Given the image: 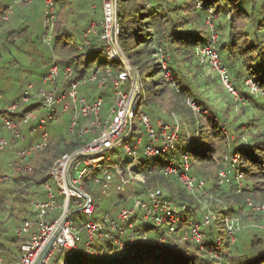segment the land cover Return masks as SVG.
<instances>
[{"label": "built area", "instance_id": "obj_1", "mask_svg": "<svg viewBox=\"0 0 264 264\" xmlns=\"http://www.w3.org/2000/svg\"><path fill=\"white\" fill-rule=\"evenodd\" d=\"M32 1L15 0V4H29ZM118 1L103 0V19L89 26L78 48L88 49L92 37L98 33L106 45L107 58L121 60L123 63L126 61L125 71L116 72L108 66L105 70L97 68L75 79L73 67H61L53 63L49 72L43 76V83L51 85L49 90L37 89L33 83H29L23 90L21 101H14L0 110L3 111L0 114V156L6 152L16 156L9 162L10 172L0 176L1 181H11L19 172L32 170L31 158L34 152L46 149L50 142V132L45 126L58 121L67 112H72L70 132L92 137L85 144L58 158L50 168L49 178L43 184L48 198L35 201L31 218L16 227V234L25 238L17 264H72L70 258L76 253L82 234H85L84 250L91 256L97 255L100 246L106 242L114 247L117 259L132 256L151 242L156 232L154 244L162 246L169 240L175 244L189 242L205 251L207 230L220 219L219 213L212 208L215 197L207 187L206 180L193 173L188 152L181 154L180 161L172 159L175 155H168L175 149L179 139L182 128L179 115L172 112L171 120L158 118L154 121L144 108L138 78L119 42ZM44 3L48 13L49 6L53 10V0H44ZM2 11L0 22H5L9 19L12 7ZM209 14L207 21L211 39L196 45L198 60L218 74L222 84L240 104H247L251 98H264L263 88L251 77L245 79L244 93L233 83L231 72L219 52V35L211 20V9ZM159 51L163 54L161 49ZM163 67L167 68L166 63ZM166 75H170V70H167ZM128 78L131 82L126 91L124 86L128 84ZM92 83H97L100 88L107 84L112 86L111 118L110 115L108 118L102 117L104 96L89 101L80 92L81 86ZM0 99H3L1 92ZM22 103L35 108L22 113ZM187 103L198 107L190 98H187ZM81 118L86 120L83 124ZM135 119L144 132L136 144H131L129 135L134 130ZM22 142L27 144L16 148ZM141 152L148 158H156L153 164L162 159L167 160L160 167L161 173L172 177L199 201L203 212L199 219L189 217L187 206H179L175 200L168 199L162 189L143 185L146 177L138 169L140 161L134 163ZM125 156H133V159L127 160ZM223 161V167L218 173L219 182L236 185V192L240 193L245 173L240 165L239 154H226ZM157 167L151 166L150 172ZM53 181L57 191L53 188ZM95 185L106 197L120 193L125 195L126 204L118 212L106 211L99 215L95 196L90 191ZM247 205L255 213L264 212V203L252 198H247ZM186 219L189 226L183 228ZM221 220L224 232L216 236L210 254L219 264H227L224 261L225 246L237 241V234L244 228V224L237 214H223ZM145 223L156 226L157 231L145 230ZM259 227L264 229V223ZM0 264H4L2 254Z\"/></svg>", "mask_w": 264, "mask_h": 264}, {"label": "trees", "instance_id": "obj_2", "mask_svg": "<svg viewBox=\"0 0 264 264\" xmlns=\"http://www.w3.org/2000/svg\"><path fill=\"white\" fill-rule=\"evenodd\" d=\"M33 1L31 3H33ZM42 1L44 2V0ZM53 1L58 5L57 0ZM0 4V12L2 9L7 10L9 6L12 7V11L9 12V19L5 22H0V26H2L12 21L16 4L15 0L13 4L4 3L0 0ZM30 4H26L27 6L21 4L18 5L25 10ZM57 9L58 8H56V10ZM210 9L213 11V17L211 20L216 25L218 31L223 30L225 31V34L228 33V36L224 35L219 38V52L222 57L224 55L223 61L225 65L228 66L231 75H233V83L239 89V85H241V83L243 84V81H245L246 78L251 77L264 90V0L118 1L119 42L124 54L127 55L132 68L139 70L142 79L139 84L145 103L144 108L154 121L158 118L171 120V114H169L170 119L155 114L158 111L156 99L167 98L170 96L181 100L182 103L176 102V110H173V112L178 114L182 120V128L175 149L178 151L184 148L181 154L184 151L188 152L193 173L206 180L207 187L215 197V200L212 203V208L220 215V219L207 230L204 240L206 245L205 251H202L198 245L189 242L175 244L172 240H169L162 246L154 244L153 242L156 237V232L152 236V241L145 244L141 250L134 252L132 256L119 259L120 264H219V261L210 254V250L214 248L216 236L219 233L222 234L224 232L221 220L223 214H237L243 220V205L240 203L242 201L241 199L244 197H246L245 207L247 210L255 216L264 214V212L255 213L247 205V198L257 200L255 196H259L260 192L264 194V188L255 184L256 182L254 183V179L257 180L258 183H261V180L258 179L264 178V132H258V126L248 124L249 130L237 129V138L233 140L234 142H232V144H229L228 133L224 127L226 121L223 122L221 120V113L216 110L217 112L213 114L208 107H206V100L203 101L202 99L203 92L200 93L198 88L189 81L187 75L181 72L180 65L175 67L171 62L172 60L170 61V59H168V57L172 58L170 54L172 51L175 53V57L180 53L181 55H188L191 61L195 59L196 66H206L198 60L195 53V47L207 40V36L203 33L202 25L207 27L206 34H208L209 23L207 19L210 15ZM58 12L59 11L57 10V13ZM195 14L198 16V22L197 20H193L192 15ZM48 20L49 13L47 12V25ZM63 27L62 30H64L65 33L61 32V29L57 28V25L56 28L54 26L55 37L52 41L47 43V45L53 47L54 56L50 60L45 61L46 70L39 79L40 84L30 81V83H33L37 89L43 88L41 84H46L43 83V76L49 72L50 66L53 63H57L61 67H73L75 71V79H78L81 76L90 73L89 71L96 70L97 68H103L105 70L108 66H111L116 72L125 71V65L121 60H109L107 58L106 45L98 33L92 37V43L88 49L79 50L78 44L83 40L84 31L76 29V33L69 32L75 27L74 22H71L68 27ZM236 32H238L239 35H237ZM77 34L79 35L77 36ZM3 35V39L8 42L13 37V33L9 34L8 31L4 32ZM243 38L245 44L244 48L241 49L239 48V43ZM68 39H71L72 41H69ZM68 45L70 52H73V54L70 53L67 57L65 52L68 49ZM160 49L167 55L166 60H168V64L166 69L170 70L171 78L166 76L167 70L163 67L162 63L159 61L155 62L154 54L159 53ZM56 52L59 53V55L63 52L66 57L61 56V59L58 61ZM172 77L178 82H172ZM62 82L70 81L63 80ZM128 82L130 84L131 81L129 80ZM240 87H242V85ZM244 87L245 85L243 88ZM243 88L239 89L241 93H244ZM80 92L83 93L89 101H93L99 96H104L105 102L110 97L113 103L112 96L105 95L106 91L104 88H100L97 83L81 86ZM187 98H190L195 104H198V107L189 105L187 103ZM233 100L235 101L236 99L233 98ZM16 101H21V96ZM259 101L260 102L254 101L255 103L253 105H251V103H237L241 110L248 111L252 109V111L258 113V111H255L257 106L262 104V107H264V100L263 102L261 100ZM34 108L35 106L33 105L22 103L21 112L24 113ZM184 109H187L190 112L188 120L184 119L180 113ZM208 111L211 112V114L208 113ZM244 111H240L242 114H238L235 111L237 114V116H235L237 117V126L244 122L242 120L241 123L238 124V121H240L239 118H245L243 116ZM2 112L3 111H0V114H3ZM71 115L72 112L70 111L60 118L62 120L66 119V133H62V135L60 133L59 135L61 136L54 140L55 138L53 137H55L58 133V129L61 127L55 128L56 126H53L54 131L53 129L49 131L50 142L48 147L44 150L34 152V155L31 158L32 170L21 171L13 178V180H11V182L16 180L22 183V192H20L16 185H13V188L10 189L9 192L13 190L19 195H0V205L2 204L4 207L7 206L9 211L11 209L15 210V208L11 207V204H9L8 197H11V195H13L12 197L16 201L19 199L20 207L30 204L32 198L27 195L26 197L23 196V194L27 192L24 188L32 187L33 192L29 194L35 195L38 192L35 190H38L41 186L43 187L45 180L49 178V175L46 174L44 169L47 170L50 166L52 167L56 158L58 159L61 155L75 150L77 147L85 144L92 138L89 135L81 136L79 135V132L74 134L70 132L69 125L71 122ZM248 120L252 121L253 115H251ZM85 121L84 118H81V124ZM249 121H246L245 123ZM56 122L57 121L53 122V124ZM241 136H244L243 139ZM22 143L16 148L22 147L21 145H24ZM48 151V155L44 154V156H42L43 153ZM229 153L239 154L240 165L245 173L246 184L243 185L240 193L236 192V185L221 184L219 182L218 173L223 167L224 156ZM9 155L14 157L12 152L9 153ZM50 155L51 158H49ZM147 159L149 158L145 156L141 157L139 160L140 165L138 169L143 171L146 177V181L143 185L145 187L149 186L162 189L165 191V196L168 199L171 198L175 200L179 206H187L189 217L193 216L195 219H199L203 213L199 201L194 195L186 192L181 185H178V182L172 177L161 173L160 167H162L167 160L162 159L159 163L153 164ZM172 159L177 160V157H172ZM153 165H157L159 168L157 167L156 170L150 172L152 169L151 166ZM211 167L216 168L215 174H211L209 171ZM3 174L5 173H2L0 168V176ZM90 191L95 196L96 205L98 207L97 210L98 213H100L101 206L99 199L102 195L100 188L96 190L95 187H92ZM38 199L41 198H37L32 202L34 203ZM106 199L109 200V212L115 213V210H117L118 207L115 208L113 205H118L119 208H121L126 204L125 195L121 193L106 197ZM114 200H116V203L113 202ZM6 202H8V205ZM227 204H229V206ZM227 206L228 208H225ZM32 207L29 216L24 218L22 223L26 219L31 218ZM143 226L145 230L149 229L157 231L156 226L149 225L148 223L143 224ZM182 226L183 228H188L189 223L187 219L183 221ZM244 229L245 228L237 234V241L240 237L239 234L242 233ZM256 229H258V227ZM260 229L261 231H264V229ZM7 230L3 229L5 232H7ZM15 236L16 237L11 238L10 240L5 239L1 243L10 247L9 245L12 246L11 240H13V243H16L18 239L22 243L25 239L22 236H18L16 232ZM237 241L234 244L227 243L225 246L224 261L227 264H246L244 263V257L246 255H240L239 248L235 253L231 250L232 247L233 250H235L239 246V242ZM257 244H259L258 241H256V246ZM256 246H254V248H256ZM116 253L117 252L114 250L112 244L106 242L100 246L99 253L94 255L93 258L101 257L109 262V260L112 261L113 259H117ZM0 254H2L4 258V264H8L3 253V248L1 247ZM256 254L257 256H260L258 262L264 261V250L257 252ZM98 261L99 260L90 258L86 260L85 264H100ZM258 262L251 264H259Z\"/></svg>", "mask_w": 264, "mask_h": 264}, {"label": "rangeland", "instance_id": "obj_3", "mask_svg": "<svg viewBox=\"0 0 264 264\" xmlns=\"http://www.w3.org/2000/svg\"><path fill=\"white\" fill-rule=\"evenodd\" d=\"M7 1L8 3L13 4L14 0H3ZM121 0H119L120 2ZM190 1V0H187ZM58 5L54 2L53 10H51V6H49V20L47 25V6L42 0H34L33 3H29L30 6L25 8L23 10V7L16 4L15 5V12L13 14V19L11 22L4 24L0 26V92L3 94V99H0V110L5 108L6 106L12 104L14 101H16L20 96L22 95V92L24 90V87L27 86L30 81L40 84V77L45 72V61L50 60L54 56L53 47L47 45L49 41H52V39L55 37V30L54 26L56 28L61 29L60 31L65 33L62 28L63 26H69L71 22H74L75 27L69 32L76 33V29H80L81 31H86L89 26L93 22H100L103 19V0H57ZM21 4V5H26ZM28 5V4H27ZM26 5V6H27ZM57 10L59 11L57 13ZM193 20H197L198 16L192 15ZM54 18V19H53ZM53 19V21H52ZM199 20H197L198 22ZM54 23V26L52 25ZM119 24V23H118ZM182 27V26H181ZM216 27V25H215ZM58 30V29H57ZM203 33L207 36V40L205 43H207L211 39V32H210V25L208 26L207 33V27L205 25H202ZM217 33L219 35V38L222 36H228V33L225 34V31L217 29ZM8 31L9 34L13 33V37L8 42L4 38V32ZM78 32V31H77ZM83 32V33H84ZM68 33V32H67ZM66 33V34H67ZM237 35L238 32H236ZM2 35V36H1ZM79 34H77L78 36ZM244 37V36H243ZM69 41H72L71 39H68ZM244 38L241 39V42L239 43V48H244ZM68 49L66 50L67 57L70 53L73 54V52H70ZM170 52V51H169ZM57 53V52H56ZM172 58L168 57L170 61L175 65H180L181 72L183 74L187 75V78H189V81L195 85L198 88V91L200 93L203 92L202 99L203 101L206 100V107L214 114L217 111L221 113V120L226 123L224 126L228 133V139L229 144H232L234 142L233 140L237 138V129L239 130H249L248 124H253L255 126H258L257 130L258 132H264V107L261 105L257 106V109L255 111H258V113L252 111V109L248 111H244L240 109L239 104L237 101L233 100V96L228 92L227 88L221 83V80L218 77V74L212 70L209 66H196L195 59L191 61L189 59L190 57L187 55H181V53L175 57L174 52H170ZM155 62L159 61L162 63H166V66L168 64V60H166L167 55L165 53L161 54L155 53ZM56 56V55H55ZM58 61L61 59V56L66 57V55L62 52L61 55L57 53ZM127 60L129 61L127 55H125ZM157 57V59H156ZM57 58V57H56ZM154 58V57H152ZM224 59V55H223ZM177 60V62H176ZM61 62V61H60ZM130 62V61H129ZM90 70V69H89ZM92 71V70H91ZM89 71V72H91ZM133 73L137 76V82H141V77L138 69L133 68ZM171 74V73H170ZM178 74V73H177ZM168 78H171V75H166ZM232 80H233V75ZM174 77H172L173 79ZM129 81V78L127 79ZM172 82H178L177 80H172ZM241 83L239 85V89L243 88L244 86ZM43 88L49 89L50 85L47 84H41ZM129 82L126 86H124V89L128 90ZM106 91L105 95H110L113 97V88L111 85L107 84L105 87H103ZM244 89V88H243ZM246 91V90H245ZM104 93V92H103ZM205 97V99H204ZM232 98V99H231ZM263 97H257V98H251L248 103H251L253 105L255 102H260L261 100L263 102ZM233 100V101H232ZM156 105L158 107L157 115H161L166 117L167 119H170L171 112L173 110H176V102H181V100L174 98V97H167V98H161L156 99ZM182 103V102H181ZM201 104V102H200ZM113 103L109 97L108 100L104 103L103 111H102V117L108 118L111 113V107ZM198 106V104H196ZM254 108V107H253ZM217 110V111H216ZM235 111L239 114H242L240 111L243 112V116L246 118H239L240 121H238V124L241 123L243 120L244 122L236 125L237 120V114ZM211 112L208 111V113L211 114ZM256 114H254V113ZM182 114V117L184 119L188 120V117L190 115V112L187 109H184L180 112ZM253 115V120L249 121L248 118ZM111 118V115H110ZM246 121H249L245 123ZM234 122V123H233ZM258 124V125H257ZM53 126H56L55 128L58 129V133L55 135L54 140L56 138L60 137L62 133H66L67 129V122L66 119L62 120L60 119L55 124L49 123L45 126V129L48 131H51L53 129ZM39 132L42 131L41 129H38ZM54 131V129H53ZM143 129L138 126L137 120H134V130L129 135V142L131 144H136L138 141V137L143 134ZM52 133V132H51ZM61 133V135H59ZM54 135V133H53ZM242 139L244 136H241ZM53 140V141H54ZM52 141V142H53ZM55 142V141H54ZM145 141L143 142L144 145ZM184 148L177 151V149H172L168 155H175L177 157V161L181 159V152ZM177 151V152H176ZM11 152H6L0 156V168L2 170V173H9L10 167L9 162L15 158L12 155H9ZM48 155L49 151L46 153H43ZM113 155V154H112ZM115 155V154H114ZM61 155L60 157H62ZM141 157H145L143 152H141L136 159L134 160V163L136 164L138 160H140ZM51 158V155L49 156ZM127 160L133 159V156H125ZM154 159L156 158H149L150 162L153 163ZM57 158L55 159V161ZM178 163V162H177ZM53 165V164H52ZM202 166V165H200ZM139 167V165H138ZM51 168V166H50ZM49 169H44L46 171V174H48ZM211 174H215L216 168L211 167L209 169ZM261 180V183H258L257 180L254 179V183L260 186L261 188H264V178L258 179ZM53 188L55 191H57V185L55 181L52 182ZM180 185L179 183H177ZM244 185L246 184V180H244ZM13 185H16L17 188H19L21 191L22 183L20 181L14 180L13 182L8 181H1L0 180V195H17L15 191L9 192L10 189L13 188ZM245 187V186H244ZM95 189L98 190V186L95 185ZM27 192L23 194V196L26 197L29 196L32 198L30 204L27 206L20 207L19 199L16 201L13 199V195L11 197H8L9 204H11V207L15 208V210L11 209L10 211L7 209V206L4 207L2 204L0 205V247L3 248V253L7 259L8 264H17L21 257V242L17 239L16 243H13V240H11V245L8 247L7 245L2 244L1 242L3 240H10L11 238L16 237V227L19 226L24 218H27L30 214L31 207H32V201H34L37 198L41 199H47L48 193L47 191L41 186L35 195H30L29 193L33 192V188H24ZM19 195V194H18ZM17 195V196H18ZM257 195V194H256ZM256 201H259L261 203H264V194L260 192L259 196H255ZM1 198V197H0ZM245 198H242L241 205H243V224H244V231L239 234L238 241L239 246L233 250V247L231 250L233 253L237 251L239 248L240 255H246L244 258V263L251 264L254 262H258L259 257L257 256V252L264 250V231H261L259 228V225L264 223V214L255 216L252 214L247 208L245 207ZM109 200L106 199L103 195H101L99 202L101 206V210L99 215H102L104 212L108 211L110 209L109 207ZM113 202L116 203V200ZM8 205V202H6ZM229 206V204H227ZM225 207V208H228ZM113 207H118L115 212H118L120 209L118 205H113ZM121 207V206H120ZM80 215H83L81 212H78ZM7 216V217H6ZM9 216V217H8ZM6 217V218H5ZM258 227V229H256ZM8 228V230H7ZM7 230V232L3 231ZM3 231V232H2ZM7 233V234H6ZM256 241H258L259 244L256 246ZM10 243V242H9ZM236 243V242H235ZM84 244H85V234H82V239L78 242V249L73 257L70 258V262L72 264H85L86 260L88 259H94L99 260L100 264H120L119 259H113L112 261L109 260V262L106 259L98 258L91 255H87L84 250ZM256 246V248H254ZM108 262V263H107ZM259 264H264V261L258 262Z\"/></svg>", "mask_w": 264, "mask_h": 264}, {"label": "water", "instance_id": "obj_4", "mask_svg": "<svg viewBox=\"0 0 264 264\" xmlns=\"http://www.w3.org/2000/svg\"><path fill=\"white\" fill-rule=\"evenodd\" d=\"M124 64H126L127 65V62L126 61H124ZM131 75V74H130ZM131 77L133 78V76L131 75ZM137 88H139V84L137 83Z\"/></svg>", "mask_w": 264, "mask_h": 264}, {"label": "crops", "instance_id": "obj_5", "mask_svg": "<svg viewBox=\"0 0 264 264\" xmlns=\"http://www.w3.org/2000/svg\"><path fill=\"white\" fill-rule=\"evenodd\" d=\"M3 1V0H2ZM4 3H8L7 1H3ZM0 123H1V119H0ZM22 144H25V142H23Z\"/></svg>", "mask_w": 264, "mask_h": 264}]
</instances>
